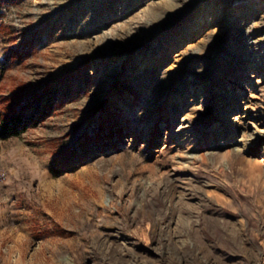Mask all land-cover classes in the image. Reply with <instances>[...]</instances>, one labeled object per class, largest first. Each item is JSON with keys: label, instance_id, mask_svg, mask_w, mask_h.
<instances>
[{"label": "rangeland", "instance_id": "1", "mask_svg": "<svg viewBox=\"0 0 264 264\" xmlns=\"http://www.w3.org/2000/svg\"><path fill=\"white\" fill-rule=\"evenodd\" d=\"M0 64V264H264V0H0Z\"/></svg>", "mask_w": 264, "mask_h": 264}, {"label": "trees", "instance_id": "2", "mask_svg": "<svg viewBox=\"0 0 264 264\" xmlns=\"http://www.w3.org/2000/svg\"><path fill=\"white\" fill-rule=\"evenodd\" d=\"M1 71H2V65L0 64V74H1ZM16 120V119H14ZM11 120H1L0 121V127L2 128V130H6L7 129V123H9ZM19 120H16V123L18 122ZM105 121L102 120V123H101V126L99 127V131H98V134H97V137H100L101 136V133L104 131V129H108L109 132L111 133V136L113 134V131H112V128H110V126L108 127V124L107 125H104ZM15 123V124H16ZM14 125V124H13ZM11 131L15 132V128H13ZM66 161H68V163L71 164V162L73 163V161H75L76 159L79 158V155L76 154V153H73V154H68L66 156L63 157Z\"/></svg>", "mask_w": 264, "mask_h": 264}]
</instances>
